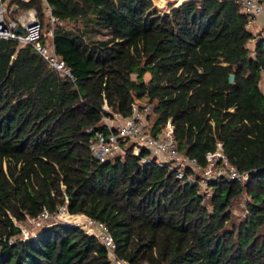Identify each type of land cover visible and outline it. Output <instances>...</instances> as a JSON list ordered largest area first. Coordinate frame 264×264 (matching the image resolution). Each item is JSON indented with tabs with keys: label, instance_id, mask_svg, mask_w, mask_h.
<instances>
[{
	"label": "trees",
	"instance_id": "trees-1",
	"mask_svg": "<svg viewBox=\"0 0 264 264\" xmlns=\"http://www.w3.org/2000/svg\"><path fill=\"white\" fill-rule=\"evenodd\" d=\"M35 7L45 23L40 0ZM52 42L73 79L30 44L0 38V264H113L79 225L21 236L17 222L66 202L103 222L128 264H264V37L235 0H49ZM106 37L93 39L94 31ZM234 74L232 82L229 74ZM263 78V87L260 80ZM151 105V131L170 119L178 148L205 163L221 141L248 179L212 181L206 198L132 146L98 160L89 149L103 106ZM248 195L236 219L232 200Z\"/></svg>",
	"mask_w": 264,
	"mask_h": 264
},
{
	"label": "built area",
	"instance_id": "built-area-1",
	"mask_svg": "<svg viewBox=\"0 0 264 264\" xmlns=\"http://www.w3.org/2000/svg\"><path fill=\"white\" fill-rule=\"evenodd\" d=\"M40 2L46 28H43L42 19L35 7L26 8L21 7L14 0H0V38L15 40L19 45H32L51 67L61 75L73 79L69 66L56 52L52 42L54 28L62 24V19L53 13V6L49 0H40ZM235 2L246 16L245 28L252 34L248 43L253 44L252 47H248L250 54L254 56L255 42L264 37V0H235ZM140 100L136 99L132 103L128 115H123L106 105L103 106L100 122L106 129L95 130L89 139V149L93 157L100 161L113 158L122 154L129 145L132 146L134 154H138L139 150L144 148L147 154L141 157V162L154 159L158 165L167 166L184 182L197 183L198 192L204 194L206 198L212 192L210 187L212 181L228 180L243 183L248 179L249 170L239 169L229 161L221 141H216L215 148L204 154L205 163L201 164L196 157L178 148L174 136L175 126L170 119L166 120L159 131L153 133L150 122L151 105L146 98ZM244 212H247L246 203ZM27 220L36 221L38 224L40 220H45L47 223L40 227L59 221L77 224L104 244L107 257L113 264H127V261L116 255L115 242L106 225L91 215L69 213L66 202L53 213L44 209L37 216L28 217ZM36 233L27 235L21 228L23 237L34 236Z\"/></svg>",
	"mask_w": 264,
	"mask_h": 264
},
{
	"label": "rangeland",
	"instance_id": "rangeland-1",
	"mask_svg": "<svg viewBox=\"0 0 264 264\" xmlns=\"http://www.w3.org/2000/svg\"><path fill=\"white\" fill-rule=\"evenodd\" d=\"M154 6H156L160 10H165L167 8V5L171 1L181 2L182 0H152ZM107 35L105 31H94L91 33V37L93 39H102L105 38ZM248 46L252 47V43H248ZM260 85L263 87V78L260 80ZM140 101H143L142 99ZM151 122V121H150ZM248 195L245 192H241L239 195H237L231 203L230 211L233 216H235L236 219L241 218L245 215L244 209H245V203L248 200ZM63 218V217H62ZM72 221V220H71ZM19 226H21L22 230L27 235H32L35 232H37L41 227V225L46 224L47 222L41 221L40 224H38L36 221L27 220L25 222H17ZM128 264V263H127Z\"/></svg>",
	"mask_w": 264,
	"mask_h": 264
},
{
	"label": "water",
	"instance_id": "water-1",
	"mask_svg": "<svg viewBox=\"0 0 264 264\" xmlns=\"http://www.w3.org/2000/svg\"><path fill=\"white\" fill-rule=\"evenodd\" d=\"M18 30H20V28H17ZM21 31V30H20ZM234 79V74L233 73H230L229 74V81L232 82Z\"/></svg>",
	"mask_w": 264,
	"mask_h": 264
},
{
	"label": "crops",
	"instance_id": "crops-1",
	"mask_svg": "<svg viewBox=\"0 0 264 264\" xmlns=\"http://www.w3.org/2000/svg\"><path fill=\"white\" fill-rule=\"evenodd\" d=\"M179 2V1H178Z\"/></svg>",
	"mask_w": 264,
	"mask_h": 264
}]
</instances>
